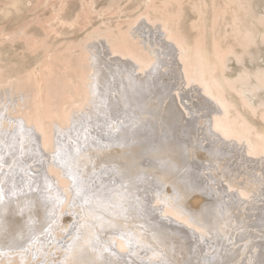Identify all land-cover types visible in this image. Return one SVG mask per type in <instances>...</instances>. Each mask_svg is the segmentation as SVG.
Listing matches in <instances>:
<instances>
[{
    "label": "bare ground",
    "instance_id": "1",
    "mask_svg": "<svg viewBox=\"0 0 264 264\" xmlns=\"http://www.w3.org/2000/svg\"><path fill=\"white\" fill-rule=\"evenodd\" d=\"M80 1L83 16H93L95 1ZM190 1V35L180 22L185 0H141L126 28L99 27L67 43L62 68L82 58L75 66L83 90L57 71V102L60 90L44 102L38 72L14 79L0 67V264H256L264 249V99L250 94L264 89V65L233 76L232 47L220 51L227 27L246 45L256 33L243 16L210 21L203 0ZM248 18L264 25V16ZM43 151H55L51 162Z\"/></svg>",
    "mask_w": 264,
    "mask_h": 264
},
{
    "label": "rangeland",
    "instance_id": "2",
    "mask_svg": "<svg viewBox=\"0 0 264 264\" xmlns=\"http://www.w3.org/2000/svg\"><path fill=\"white\" fill-rule=\"evenodd\" d=\"M42 1L43 0H0V38L2 37L3 39L11 38L12 40L11 42L10 41L4 42L1 46L3 53L0 58V67L5 71V73H7V75L11 76L14 79H18V78L20 79L24 77L26 74L32 73L33 71L38 72L40 78L42 79L41 84H44V86L46 87L44 90V92H46V96L44 95L46 97V100H44V102L51 103L52 101L57 102L59 98L61 99V96L58 97L59 96L58 94L62 93L61 92L62 90L60 88L54 87L56 91L57 90H60V91H57V92L53 91V88L51 86L52 83L55 84L56 76L57 78L59 77L57 71L62 72L61 79L62 77L64 78L62 81L64 80L69 81L67 80V77L68 78L71 77V79L73 80L72 82H73L74 87H75V84L76 86L78 85L77 87H75L77 88V90H75L76 92L80 88L83 87L82 85L83 83L81 79V76H82L81 73L83 72L80 73L81 69L80 68L78 69L80 65L79 60L81 61L82 58L77 59L78 57L74 56L72 57V62H73L72 67L70 65H66L72 68L71 69L72 72L71 70L70 71L67 70V72H64V68H62L64 67L62 63L65 64V61H67L66 59L70 58L69 52H67V54L66 52L65 54L62 53V51L64 52V50L66 49L65 48L66 44L73 42L76 45H78V41L81 39H85L87 33H90L99 27L104 28V26H106L107 28H114V26L118 24L121 28H126L128 23L137 17L135 15L137 14V12L141 11L142 6H140L141 0H128V1L126 0L127 2L125 0H116L115 2L117 3V5L114 6V3H112V6H111L112 8L111 7L109 8L108 6L111 4L112 0H94L95 10L96 8L97 10L93 16H86L87 15L86 13L87 9L85 6L86 3L81 4L80 0H67L66 6L62 10L61 16H53L55 13H57V8L59 7L58 5L61 0H52L50 4L46 6L45 8H42L41 6ZM156 1L158 3V0ZM190 2H191L190 0H185V3L183 4L184 11L180 15L181 16L180 18L181 26L186 32H188L189 35L192 33L190 32V24L192 23V21L195 20V17H196L195 11H192L193 10L192 4H191L192 2L191 3ZM203 2L205 3V15L204 16H206L208 20L212 21L211 16L220 17L221 15L222 16L224 15L225 19L227 20L229 19V16H240V17L243 16V24L247 26L249 30L256 33L254 34V36L257 37L255 41L256 44H254L255 46L252 44L253 45L252 46L251 44L246 45L247 42L244 41L241 36L238 37L237 40L236 38L235 40H233L234 39L232 37L233 34H231L232 31L231 32L229 31L230 28L227 27V29L225 30L224 37L220 39L221 46H222V48H220V51L224 52L225 50L224 53L228 54L226 51H228L229 49L231 50V48L229 47H232L233 52L228 51V52H232L231 54H233V55L230 54L229 56V59H230L228 61L229 72H232V74L231 73L229 74L233 76L234 75L237 76V74L241 72L242 70L247 69L249 71H253L255 67H257V65H264V42H263L264 39H262L261 37L263 36V33H264V25H261V24L259 25L256 22V20H253V23H251V25L248 23L250 20L248 17L264 16V0H250V1L247 0L245 1L246 4L244 3V0H231L229 2L225 0H220V1L212 0V2L211 0H203ZM222 4H223V9H222ZM226 5H228L229 8L228 6L226 7ZM240 5L242 6L241 8H240ZM119 6H120V9H118V11H120L121 13L119 15L117 13L114 14V12H116V9ZM104 7L106 8L104 9ZM99 9L103 10V12ZM170 11L172 15L176 14L175 4H173L172 7H170ZM83 12H85L86 15L83 16L84 14ZM78 14L81 15L80 16V19H82L81 21H79V19L77 20ZM97 14H99V16ZM75 19L77 20L76 23H74ZM61 22H64V23L62 24ZM70 22L74 24L69 27L68 25L71 24ZM58 24H59V27H58ZM207 24L210 25V22H207ZM53 25H54V31H52ZM23 29H25L26 35L19 36V31ZM17 35L19 37H17ZM261 41L263 43H261ZM205 42H206L207 48L210 49V43L207 38L205 39ZM237 43L240 44L239 46H242V47L243 45H245L246 47L244 48L247 50L239 47ZM235 54L237 56L239 55V57L241 54L242 57L240 58L244 60L245 64L244 63L243 64L245 65V67L242 66L240 63H237L234 61ZM50 55L53 56V58H50L51 57ZM57 60L59 62H57ZM47 64L49 65V68L46 67ZM66 64H68V62ZM56 65L60 66L58 67V70H57ZM75 65H78V67ZM78 73H80L79 74L80 77L78 76ZM78 77L80 78L79 83H75L76 81H78L77 80ZM80 81H81V85H79ZM80 90L79 92H82L83 89H80ZM51 92H53V94L56 92L55 95L57 97V98H53L54 100L52 101H50L52 97L50 100L48 97ZM253 94L255 96L258 95V97L254 98V96H251ZM250 97L252 99L254 98L253 102H256L257 100H260V99H264V89L260 88L258 90L257 89L252 90ZM46 110L48 111L49 109L48 108L44 109V111ZM82 118L85 119L86 117L85 118L82 117ZM83 121H86V120H81V122ZM141 131H140V134H144L145 136L146 135L145 133L147 131L146 130H141ZM32 149H33L32 147L31 148L29 147V149H27L30 152L29 154L33 152ZM51 153H55V151H52L50 153L48 151L47 152L43 151L45 160H48L49 162L53 160L51 158L52 156ZM25 166H28V163ZM43 171L44 169L42 170L41 173H45V174L47 173ZM42 181H43L42 179L38 180V182H42ZM64 198L65 196L61 193V194H57L55 200L57 201V203H59L62 200H64ZM70 198L73 199V193H71ZM71 199L69 202L64 203V204L67 203L66 204L67 209H71L70 208V205L72 204ZM58 206H59L58 209L60 210V205ZM54 215H55L54 217L55 220H57L56 217L58 213H55ZM55 220L50 219V223L53 224L52 222H56ZM24 249L25 247L23 246V250ZM262 249L263 248H261V250L259 249L262 255L260 256L259 251H258L256 254L257 257L255 256L257 258V260L255 261L256 264H262L260 261L264 258L263 256L264 249L263 250ZM47 252H50V251H47ZM47 252H43V253L47 254Z\"/></svg>",
    "mask_w": 264,
    "mask_h": 264
}]
</instances>
